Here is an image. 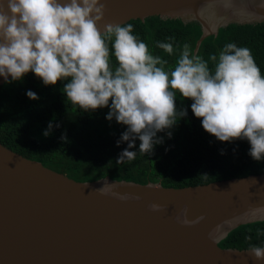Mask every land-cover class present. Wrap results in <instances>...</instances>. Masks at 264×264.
I'll list each match as a JSON object with an SVG mask.
<instances>
[{
  "label": "water",
  "instance_id": "obj_1",
  "mask_svg": "<svg viewBox=\"0 0 264 264\" xmlns=\"http://www.w3.org/2000/svg\"><path fill=\"white\" fill-rule=\"evenodd\" d=\"M101 2V31L149 17L198 23L194 56L220 28L264 22V0ZM261 221L264 173L184 188L79 182L0 144V264H264L251 249L218 246Z\"/></svg>",
  "mask_w": 264,
  "mask_h": 264
},
{
  "label": "clouds",
  "instance_id": "obj_2",
  "mask_svg": "<svg viewBox=\"0 0 264 264\" xmlns=\"http://www.w3.org/2000/svg\"><path fill=\"white\" fill-rule=\"evenodd\" d=\"M105 11L101 0H0V77L18 81L31 72L45 86L68 80L63 92L83 110L109 107L111 101L106 119L127 126L117 145L128 147L118 161L136 157L130 149L137 139L139 152L151 154L162 143L157 133L187 115L177 110V93L193 102L191 111L207 133L221 142L246 139L249 155L264 159V77L250 49L227 44L218 59L212 57L213 71L184 45L176 65L165 71L157 65L167 61L149 53L131 23H105L101 31ZM105 37H114V70ZM157 47L173 52L171 43ZM26 95L38 99L30 90ZM250 254L264 261V246H253Z\"/></svg>",
  "mask_w": 264,
  "mask_h": 264
},
{
  "label": "trees",
  "instance_id": "obj_3",
  "mask_svg": "<svg viewBox=\"0 0 264 264\" xmlns=\"http://www.w3.org/2000/svg\"><path fill=\"white\" fill-rule=\"evenodd\" d=\"M128 23L133 25L132 34L148 46L151 55L167 61L157 65L165 71H171L176 65L184 45H188L190 56H194L196 42L202 34L198 23L184 24L180 20L149 17L144 22ZM105 40L110 50V68L114 70L118 66L112 48L114 37H105ZM157 42L171 43L173 52L168 54L158 48ZM229 43L250 49L264 77V22L220 28L217 36L202 41L196 55L214 71L216 61L212 57L218 59ZM67 82L61 80L54 86H45L30 72L21 80L10 79L1 85L0 144L79 182L109 177L141 185L159 183L165 188H184L264 173V159L256 161L249 155L251 145L246 139L221 142L207 133L191 111L193 102L178 93L177 110L186 109L187 115L179 118L172 128L157 133L162 143L154 145L151 154L139 152L137 139L135 147L130 149L137 151L136 157L118 161L128 147L127 142L117 145L127 126L117 123L115 118L106 119L111 101L109 107L83 110L67 100L63 92ZM29 90L38 99H29L26 95ZM45 131L49 135L45 136ZM218 246L236 250L264 246V221L237 227Z\"/></svg>",
  "mask_w": 264,
  "mask_h": 264
}]
</instances>
